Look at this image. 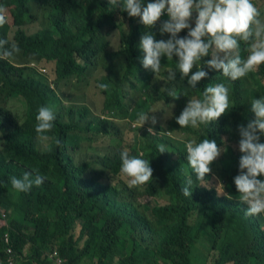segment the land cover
Returning <instances> with one entry per match:
<instances>
[{"label": "trees", "instance_id": "1", "mask_svg": "<svg viewBox=\"0 0 264 264\" xmlns=\"http://www.w3.org/2000/svg\"><path fill=\"white\" fill-rule=\"evenodd\" d=\"M262 1L252 0L257 9ZM149 2L154 0H144ZM0 5L8 10L0 40L8 41L5 48H19L13 57L0 58V210L5 214L3 220L0 213V259L7 257V234L15 252L27 251L17 264H57V257L67 264H264V214L245 215L233 179L243 155L239 126L254 117L250 100L264 96V64L232 82L209 69L204 61L211 56H205L197 67L208 75L193 89L179 71L175 80L167 79L175 56H162L156 74L141 64L139 42L146 31L156 40L170 36L159 31L165 14L146 30L139 17H129L109 0H0ZM114 33L120 38L117 49L111 45ZM245 47L242 43V58ZM31 63L46 66L47 75ZM101 83L108 90L99 88ZM217 83L230 89L229 109L207 125L180 128L176 117L188 100L201 98L206 86ZM173 88L178 99L167 95ZM92 98L98 100L90 103ZM17 103L22 114L12 109ZM160 105L173 109L161 111ZM41 106L55 113L45 148L35 131ZM151 109L150 119L139 126L138 114ZM203 139L215 141L221 153L201 181L187 163L185 143ZM160 144L169 151L159 153ZM125 150L149 160L150 182L128 187L129 178L120 172ZM25 172L44 182L17 192L11 177ZM189 181L191 196H185Z\"/></svg>", "mask_w": 264, "mask_h": 264}, {"label": "clouds", "instance_id": "2", "mask_svg": "<svg viewBox=\"0 0 264 264\" xmlns=\"http://www.w3.org/2000/svg\"><path fill=\"white\" fill-rule=\"evenodd\" d=\"M109 3L126 10L129 17H139L146 30L151 29L162 15L168 16V20L159 29L161 34H170L167 40H156L146 31L139 42L143 52L141 64L154 74L161 70L162 56L178 58L175 67L167 70L168 80H175L176 72L179 71L181 80L187 77L188 86L194 89L208 75L207 71L197 67L205 56H211V59L204 61L209 69L220 70L232 82L257 71L264 64V21L260 19V12L252 0H154L147 4L144 0H109ZM193 11L197 13L195 26L190 27L189 20ZM5 22V16L0 14V26ZM183 29H189L187 36L178 38L177 34ZM7 43V40H0V58L7 59L19 52L15 44L5 48ZM242 43L248 53L245 58L241 57ZM194 66L197 70L192 72ZM30 67L40 74L47 73L46 68L36 63H31ZM98 87L108 90L109 85L101 83ZM166 91L168 96L179 98L174 88ZM229 96L230 89L224 83L206 86L201 98L188 100L186 107L176 117L177 124L180 128H199L200 125L216 121L229 109ZM250 105L254 117L246 126H239L238 148L243 155L239 158V174L233 179L239 201L247 206L245 215L256 216L264 214V179L258 178L264 177V143L260 142V137L264 136V96L251 99ZM154 110L138 114L139 126L150 119L148 113ZM35 120L36 133L42 141H46V133L54 127L53 109L49 106L39 107ZM151 121L153 124L156 122L154 117ZM60 143L59 139H55L57 146ZM185 149L189 167L203 181L211 171L210 165L220 155L221 148L215 141L203 139L199 143L187 141ZM157 151L164 153L169 150L160 144ZM120 160V172L129 178V188L143 186L153 178V169L148 159L130 156L125 150L120 153ZM43 182L44 177L37 175L33 178L30 172H25L21 178L11 177V185L17 192H28ZM188 183L189 187L182 189L185 196H191L192 192L191 181ZM15 253L14 264H17L25 254ZM6 258L0 259L4 261L1 264H8Z\"/></svg>", "mask_w": 264, "mask_h": 264}, {"label": "rangeland", "instance_id": "3", "mask_svg": "<svg viewBox=\"0 0 264 264\" xmlns=\"http://www.w3.org/2000/svg\"><path fill=\"white\" fill-rule=\"evenodd\" d=\"M260 1H261V0H260ZM258 5H259V7H258V11H260V18H261V19H264V13H262V12H264V1H262V4H258ZM260 5H261V6H260ZM2 8H3V7L0 5V14H2V15H4V16L8 15V13H7L8 10H7V8H6L5 10H3V11H2ZM196 15H197V13H196L195 11H193L192 18L189 20V25H190V27H193V23L195 24V17H196ZM262 15H263V17H262ZM31 30L34 31V30H36V29H31ZM119 42H120V38H119L118 34L114 33L113 36L111 37V45H112V47H113L114 49H117V48L119 47ZM41 67L46 68V66H41ZM46 69H47V68H46ZM47 73H48V69H47ZM47 73H46L45 75H47ZM160 84H162L164 87H165V85H166V84H164V83H160ZM70 94H72V93H70ZM97 100H98V98H97V99L92 98V99H90L89 102H90V103H94V102L97 101ZM12 109H13L17 114H22V113H23V109H22V107L20 106V103L13 104ZM158 109H159V110L161 109V111H163V109H165L168 113H170V112L172 111L173 107H167L166 105H165V106L160 105V107H159ZM132 137H133L132 133H127V134H126V138H127L128 140H131ZM46 141H47V140H46ZM46 141H42V143H41V147H42V148H45V147H46V144H47ZM101 143L103 144V142H101ZM213 178H214L216 181H218V183L220 182V178H219L218 175L213 176ZM218 183H216V184H218ZM218 186H219V184H218ZM220 191H221V189H220ZM77 233H78V230H77L76 234H77Z\"/></svg>", "mask_w": 264, "mask_h": 264}, {"label": "built area", "instance_id": "4", "mask_svg": "<svg viewBox=\"0 0 264 264\" xmlns=\"http://www.w3.org/2000/svg\"><path fill=\"white\" fill-rule=\"evenodd\" d=\"M164 14V13H163ZM0 213L2 215V218L4 220L5 218V214H3V212L0 210ZM4 241H5V251L7 252V258H6V261L8 264H14L15 263V260H16V253L15 251L13 250V248L9 245V237L7 234H5L4 236ZM56 254V251L53 253V255ZM57 264H67L64 262V260L62 258H58L57 257Z\"/></svg>", "mask_w": 264, "mask_h": 264}, {"label": "crops", "instance_id": "5", "mask_svg": "<svg viewBox=\"0 0 264 264\" xmlns=\"http://www.w3.org/2000/svg\"><path fill=\"white\" fill-rule=\"evenodd\" d=\"M24 254L27 255V251L26 250L24 251Z\"/></svg>", "mask_w": 264, "mask_h": 264}]
</instances>
